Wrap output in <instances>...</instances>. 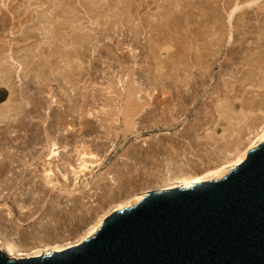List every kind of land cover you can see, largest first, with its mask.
I'll list each match as a JSON object with an SVG mask.
<instances>
[{"label": "rangeland", "instance_id": "rangeland-1", "mask_svg": "<svg viewBox=\"0 0 264 264\" xmlns=\"http://www.w3.org/2000/svg\"><path fill=\"white\" fill-rule=\"evenodd\" d=\"M262 126L264 0H0V229L24 250L74 246Z\"/></svg>", "mask_w": 264, "mask_h": 264}, {"label": "water", "instance_id": "water-1", "mask_svg": "<svg viewBox=\"0 0 264 264\" xmlns=\"http://www.w3.org/2000/svg\"><path fill=\"white\" fill-rule=\"evenodd\" d=\"M0 264H264V141L218 181L151 191L75 246Z\"/></svg>", "mask_w": 264, "mask_h": 264}, {"label": "bare ground", "instance_id": "bare-ground-1", "mask_svg": "<svg viewBox=\"0 0 264 264\" xmlns=\"http://www.w3.org/2000/svg\"><path fill=\"white\" fill-rule=\"evenodd\" d=\"M166 51H168V50L166 49ZM263 141H264V126H262L260 128V130H258V133L256 136H254V139L252 140L251 145L248 146V148L246 150L242 151L235 160H233L229 163H226L225 165H221L215 169H211L209 171L207 170L203 175L198 176L195 179L193 178L194 180L192 179V181H191V179H190V181H185L188 179L180 180L181 182L184 181V183H181L179 181L180 184L178 183V185L170 186V187H168V189H173V188H177V187L190 188V187L194 186L196 183H200V182H204V181H213V180L218 181V179L220 180V179L224 178L232 169H234L237 165L241 164L246 159V156L251 149L257 147ZM50 142H51V140H50ZM88 153H86V151L84 153H81L80 154L81 158L78 161L79 163L75 167L72 168L74 171V175H75V185H77L79 178L87 177L88 173H91L93 171L94 166L97 162V161H94V159H93L94 154L92 155V153H90V154H88ZM58 156H59V146L56 143V141H54V143L52 141V144L50 145V152L48 153V159L47 160L50 161L53 158H56ZM47 164H48V166L46 165L47 167L44 169V172H42V173L44 174L43 178H45L46 182L48 184H51L52 182H54V181H52V176L54 175V172H53L52 168L50 167L51 162H48ZM159 192H161V191H159ZM145 195H147V194L144 193V194L136 197L134 200L122 201L118 205L112 207L109 211L105 212L99 218V220H97V222L86 233H84L80 237L74 239V241L72 242L73 243L72 245L75 246L76 244H78V243H80V242H82V241H84L90 237H94V234L100 229L105 218L108 215H110L115 210H122L123 208L134 206L139 201H141ZM9 217H12V216L10 215ZM10 235H9V231L4 232L2 229H0V250L2 251L4 256H6L10 259H23V258H30V257H38V256L44 255L46 252H47V254L52 253V251H50L48 248H47L48 250H45V249L43 250L40 248L37 250L33 249L34 251L24 250L21 248V245L18 242H16L14 237H12L13 235H11V236ZM67 247H70V246H67ZM67 247H59V248L55 249V251H62L64 249H67Z\"/></svg>", "mask_w": 264, "mask_h": 264}]
</instances>
